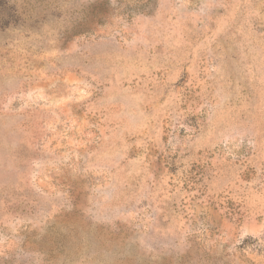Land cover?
Wrapping results in <instances>:
<instances>
[{
  "label": "rangeland",
  "instance_id": "374dc122",
  "mask_svg": "<svg viewBox=\"0 0 264 264\" xmlns=\"http://www.w3.org/2000/svg\"><path fill=\"white\" fill-rule=\"evenodd\" d=\"M0 264H264V0H0Z\"/></svg>",
  "mask_w": 264,
  "mask_h": 264
}]
</instances>
